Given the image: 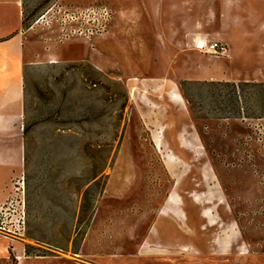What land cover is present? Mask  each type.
I'll return each instance as SVG.
<instances>
[{
  "label": "rangeland",
  "instance_id": "obj_1",
  "mask_svg": "<svg viewBox=\"0 0 264 264\" xmlns=\"http://www.w3.org/2000/svg\"><path fill=\"white\" fill-rule=\"evenodd\" d=\"M55 1L25 0L26 43L59 41L30 28ZM59 1L111 17L75 57L28 58L23 115L0 129V264H264L254 23L228 55L225 0ZM215 40L227 52L198 47Z\"/></svg>",
  "mask_w": 264,
  "mask_h": 264
},
{
  "label": "crops",
  "instance_id": "obj_2",
  "mask_svg": "<svg viewBox=\"0 0 264 264\" xmlns=\"http://www.w3.org/2000/svg\"><path fill=\"white\" fill-rule=\"evenodd\" d=\"M74 1L72 0V2ZM244 1L225 0V43L229 48L227 53L231 55V51L235 49L230 41L232 38L230 29L232 30L246 17L254 23L256 35L253 37L259 39L262 45L258 54L264 63V0H246L251 3L257 1L260 4L258 9L252 7L246 13L244 9L240 11ZM138 7L140 6L136 5V10L133 9L132 11L141 17L143 13L137 10ZM24 9L25 0H0V129L3 128L4 123L9 120H16L23 115L26 69L31 64H28V58L35 63L36 54H38L37 46L47 43L46 53L48 56L65 59L75 57L83 51H72L71 45L74 43L84 45L89 39L74 36L63 41L41 42L34 40L26 43L24 38V32H26L24 29ZM260 75L261 73L258 72V78ZM261 80L260 78L257 81Z\"/></svg>",
  "mask_w": 264,
  "mask_h": 264
},
{
  "label": "built area",
  "instance_id": "obj_3",
  "mask_svg": "<svg viewBox=\"0 0 264 264\" xmlns=\"http://www.w3.org/2000/svg\"><path fill=\"white\" fill-rule=\"evenodd\" d=\"M110 17L111 10L106 5L91 7L69 6L58 0L39 14L30 28L58 25L61 32L59 34L60 41L74 36L91 38L95 34H102L106 31ZM204 48L221 54L227 52L225 44L218 40L207 42L205 47H201V49ZM22 223L24 224L25 221L22 220Z\"/></svg>",
  "mask_w": 264,
  "mask_h": 264
},
{
  "label": "bare ground",
  "instance_id": "obj_4",
  "mask_svg": "<svg viewBox=\"0 0 264 264\" xmlns=\"http://www.w3.org/2000/svg\"><path fill=\"white\" fill-rule=\"evenodd\" d=\"M206 45H207V42H201L198 44V47H200L201 49V47H205Z\"/></svg>",
  "mask_w": 264,
  "mask_h": 264
}]
</instances>
